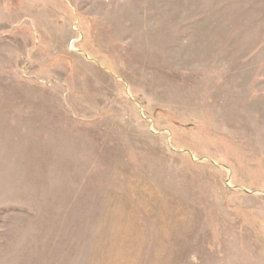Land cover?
<instances>
[{
	"label": "rangeland",
	"instance_id": "374dc122",
	"mask_svg": "<svg viewBox=\"0 0 264 264\" xmlns=\"http://www.w3.org/2000/svg\"><path fill=\"white\" fill-rule=\"evenodd\" d=\"M0 264H264V0H0Z\"/></svg>",
	"mask_w": 264,
	"mask_h": 264
}]
</instances>
